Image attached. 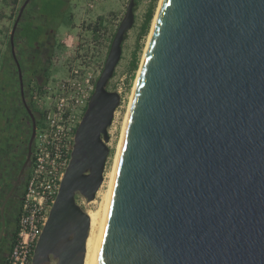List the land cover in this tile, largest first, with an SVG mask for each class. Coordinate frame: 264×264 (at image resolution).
I'll return each mask as SVG.
<instances>
[{
	"label": "water",
	"instance_id": "water-1",
	"mask_svg": "<svg viewBox=\"0 0 264 264\" xmlns=\"http://www.w3.org/2000/svg\"><path fill=\"white\" fill-rule=\"evenodd\" d=\"M26 0L15 20L10 45ZM129 0L31 264H84ZM35 124L25 165L32 152ZM91 264H264V0H162Z\"/></svg>",
	"mask_w": 264,
	"mask_h": 264
},
{
	"label": "flooded vegetation",
	"instance_id": "flooded-vegetation-1",
	"mask_svg": "<svg viewBox=\"0 0 264 264\" xmlns=\"http://www.w3.org/2000/svg\"><path fill=\"white\" fill-rule=\"evenodd\" d=\"M23 2H17L14 26ZM43 0H29L14 34V54L8 37V61L0 63V264H6L16 241L18 220L29 173L32 169L33 150L40 126L43 108L36 103L37 96L46 97L56 87L54 57L60 43L57 41L63 17L51 20L42 12ZM60 14L72 19V0H59ZM20 4V5H19ZM32 24L42 28L39 41L29 46L20 36L21 26ZM45 101V100H44ZM43 101V103H44ZM42 103V104H43ZM31 143V158L25 165Z\"/></svg>",
	"mask_w": 264,
	"mask_h": 264
},
{
	"label": "rangeland",
	"instance_id": "rangeland-1",
	"mask_svg": "<svg viewBox=\"0 0 264 264\" xmlns=\"http://www.w3.org/2000/svg\"><path fill=\"white\" fill-rule=\"evenodd\" d=\"M23 1L18 0V2ZM160 1H156L148 31L145 35H141V26L152 0H137V6L134 7V24L126 32V40L122 43L120 61L115 68L113 77L106 85L109 92L119 94L120 105L116 109L112 124L108 129L109 142L107 145L110 151L105 166L104 180L99 188L102 191L106 190L109 182V174L114 165L122 126ZM12 2L13 0H0V63L3 58L6 62L8 61V37L13 27L11 18L18 10V6L13 7ZM128 2L129 0H72V21L68 26L61 25L57 37L60 48H58L54 57V79L58 80L61 91L59 94L65 91L69 93L71 87L74 90L78 84L90 96L93 94L96 81L102 72L113 40L112 36L114 37L125 16ZM96 25L99 26V31L94 35L93 29ZM134 53L138 57V69L132 75L130 64ZM44 100L45 98L43 99L42 95L41 97L37 96V105L42 106ZM82 117H80L79 123ZM99 190L94 199L98 203L101 200L98 196ZM76 201L85 212L94 207L90 204L93 201L88 202L80 195H77ZM50 264H55V261Z\"/></svg>",
	"mask_w": 264,
	"mask_h": 264
},
{
	"label": "built area",
	"instance_id": "built-area-1",
	"mask_svg": "<svg viewBox=\"0 0 264 264\" xmlns=\"http://www.w3.org/2000/svg\"><path fill=\"white\" fill-rule=\"evenodd\" d=\"M88 82V81H87ZM60 86L46 94L43 123L33 150V163L22 200L16 241L6 264H31L33 251L48 219L67 168L74 135L90 94L77 85L59 94ZM73 90V91H72Z\"/></svg>",
	"mask_w": 264,
	"mask_h": 264
},
{
	"label": "bare ground",
	"instance_id": "bare-ground-1",
	"mask_svg": "<svg viewBox=\"0 0 264 264\" xmlns=\"http://www.w3.org/2000/svg\"><path fill=\"white\" fill-rule=\"evenodd\" d=\"M161 3H162V0L160 1L159 8L157 10V13H156V16H155V19H154V22H153V27L155 25V20L157 18V14L159 12ZM153 27H152V30H153ZM152 30H151V33H150V36H149V40L151 38ZM149 40H148V43H147V46H146V49H145V52H144V55H143V60H144L145 54H146L148 46H149ZM143 60H142V63H143ZM142 63H141V66H142ZM141 66H140V68H141ZM139 73H140V69H139L138 75H139ZM138 75H137V79H138ZM137 79L135 81L133 92H132V95H131V98H130L129 107H128V110H127V113H126V116H125V120H124V123H123V126H122V132H121L120 139H119V145L117 146L116 156H115V160H114V163H113L114 165H113L112 170H111V172L109 174V182H108L107 188H106L105 191H102V189L99 190L98 196L101 198L100 202L98 203L96 200L91 202L90 204H92L94 207H93V209H89L88 212H87L88 215H89V219H90V230H89V235H88V238H87V241H86V256H85L84 264H91V262H92V258H93V255H94L95 247H96V244H97L99 232H100V229H101V225H102V221H103V217H104V213H105V208H106V204H107L109 190H110V187H111L113 175H114V172H115V169H116V165H117V160H118V156H119L121 142H122L123 134H124V131H125V126H126L127 118H128V115H129L131 100H132V97H133V94H134V91H135Z\"/></svg>",
	"mask_w": 264,
	"mask_h": 264
},
{
	"label": "trees",
	"instance_id": "trees-1",
	"mask_svg": "<svg viewBox=\"0 0 264 264\" xmlns=\"http://www.w3.org/2000/svg\"><path fill=\"white\" fill-rule=\"evenodd\" d=\"M156 1L157 0H152V4L149 7L146 15H145V19L144 22L141 26V35H145V33L148 31L152 18H153V13H154V9L156 6ZM14 4H17L18 0H13ZM42 2H48V3H44L43 4V8H42V12L45 13V15H47L51 20L57 19L59 17H63L62 20L60 21L61 24L63 25H70L71 23V18H66L65 15L60 14V7L61 2L59 0H43ZM137 0H135V6H137L136 4ZM133 11H135V8L133 9ZM99 31V26L96 25L93 29L94 35ZM42 35V28L38 27L35 28L32 26V24H25L21 26V30H20V36L21 39H23L29 46H33L34 44H36L39 39L40 36ZM113 38V36H112ZM126 40V34L124 36V41ZM130 72L133 75L135 73V71L138 69V57L136 55V53L133 54V59L131 61L130 64ZM41 95H43V91H41L40 93ZM33 160V159H32ZM33 162V161H32ZM30 175V173H29ZM77 198V196H76ZM17 231V230H16Z\"/></svg>",
	"mask_w": 264,
	"mask_h": 264
}]
</instances>
